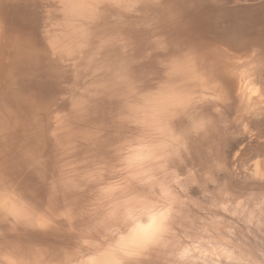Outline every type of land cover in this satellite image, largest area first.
I'll return each mask as SVG.
<instances>
[{"label": "bare ground", "instance_id": "6f19581e", "mask_svg": "<svg viewBox=\"0 0 264 264\" xmlns=\"http://www.w3.org/2000/svg\"><path fill=\"white\" fill-rule=\"evenodd\" d=\"M222 2L0 0V244L35 254L21 264H252L228 238L174 234L173 189L210 182L230 215L264 227V201L234 202L208 166L252 161L264 178V34ZM58 55L98 71L78 97L99 108L59 96Z\"/></svg>", "mask_w": 264, "mask_h": 264}, {"label": "rangeland", "instance_id": "374dc122", "mask_svg": "<svg viewBox=\"0 0 264 264\" xmlns=\"http://www.w3.org/2000/svg\"><path fill=\"white\" fill-rule=\"evenodd\" d=\"M222 3L223 4H218L220 8H225V10L230 13L234 12V15L241 21H248L251 23L254 22V26L257 32L264 34V0H225V2ZM58 56L63 65L70 66V71L64 73V75L66 74V77L69 79L59 88L63 93L60 94L59 92V96L69 95L71 97L70 91L72 90L73 92H77V95L74 92L73 96V99L76 98L77 103L85 101L83 111L92 109V104H96V107L99 108V103H96V99H94L95 101L93 100L95 96L92 95L91 92H89L90 94L88 92L84 93L83 99H81L80 96L78 97V93H80V91H83L84 87L86 89V87L96 83L98 71H95V69L91 71V69L87 67V62L83 61L81 58L78 59L74 56ZM61 78H64V76H57V79L59 81ZM87 79H89V81ZM87 81L88 83H86ZM64 85L66 88H64ZM59 101H56V105L54 107H57L59 110H61L58 104ZM65 112L70 113V111L68 110H65ZM91 112L92 110L90 111V113ZM72 115V119L74 121L73 123L76 122L75 120L77 118H81V115L79 116L77 111H75ZM74 116H76L77 118ZM224 124H226V122L224 123L222 121L221 125ZM209 135L210 136L208 137L210 138V140L214 141L216 136H214L212 133H210ZM200 151L206 152L207 154V151L205 149L201 148ZM234 163L225 166V164L221 160H213L209 162L208 166L212 167L211 170L216 177L218 176L222 178L223 176L224 181L226 182L227 179L230 178L228 179V184L226 182L225 183L229 187L231 194H234V202L247 198H252L249 200L251 202H256V200L257 202L264 201L263 199H261V201H258L260 200L258 198H264V178H260V175L257 177L252 176L253 174L250 173H253L256 168L254 167V163L250 161L245 167L241 166L240 163ZM231 166L233 167L230 168ZM263 167L264 166L261 164V169ZM204 168H206V166ZM204 168H202L201 170H197L199 171L197 172V176L200 178V180L206 174ZM198 173L204 175L201 177ZM224 176L227 179H225ZM205 180L206 179L203 178V180L200 181L202 187H204L205 185ZM215 183L216 182L208 183L209 187L211 185L210 188H214V190L212 189V193H205L203 192V190L200 192L197 185L191 186L189 188V191L183 190L182 187L181 189H177V191L173 189L174 194H176L174 195L175 200L180 205V213H184V216L186 218V222L181 221L186 225H182L181 228H176L174 230V234L180 237L178 240L182 241L183 243L189 244L191 247L197 244L199 245V243L205 244L206 240L208 239L215 240L219 243L217 244L220 246L221 244L223 245L225 242H227L228 238L233 243V246L236 250H248V252L253 253L254 259H252L251 261L252 264H264V227L261 228L255 226L254 224H246L242 221V219H240L241 217L239 218V215H230L226 209L222 208L221 200L223 199L219 188L220 184H218L217 182V184L215 185ZM221 183H223V181ZM211 196L213 198H216L215 201L218 202V204L216 203L215 206L210 203L212 199ZM253 198L255 201L253 200ZM215 214H218L220 216L227 215L228 219L232 220V223H230L231 228H227L228 219H226L227 223L225 221H222L221 218L217 220L213 217V215ZM231 216L234 217L231 218ZM12 244L14 243H7V241L5 240L0 244V260H3L4 262L9 264H21L26 263L23 261L31 262V260H33V258L35 257L34 253L33 255L24 252L21 249H18L16 247L17 245L13 246ZM205 247L211 248L212 244L208 243Z\"/></svg>", "mask_w": 264, "mask_h": 264}]
</instances>
